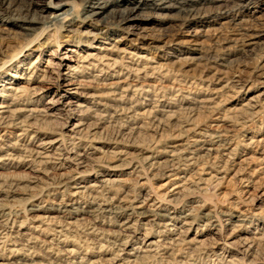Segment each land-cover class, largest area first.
I'll use <instances>...</instances> for the list:
<instances>
[{"label": "rangeland", "instance_id": "1", "mask_svg": "<svg viewBox=\"0 0 264 264\" xmlns=\"http://www.w3.org/2000/svg\"><path fill=\"white\" fill-rule=\"evenodd\" d=\"M8 1L0 264H264V0Z\"/></svg>", "mask_w": 264, "mask_h": 264}, {"label": "bare ground", "instance_id": "2", "mask_svg": "<svg viewBox=\"0 0 264 264\" xmlns=\"http://www.w3.org/2000/svg\"><path fill=\"white\" fill-rule=\"evenodd\" d=\"M13 1H15V0H13ZM126 1V0H125ZM130 1H134V0H127V3H129ZM148 1H150V0H148ZM16 2V1H15ZM44 2V1H43ZM104 2V1H103ZM182 2V1H181ZM186 2V1H185ZM184 2V3H185ZM200 2V1H199ZM28 3V2H27ZM38 3L39 2H31L30 4H28V6H26V5H24V7H21V8H18V9H15V7L13 6V3L11 2V1H8V0H0V10H2V12L3 13H5L6 15H15L18 19H20V20H25L26 22H28V23H30V24H28L27 25V27H25V30H27L28 32L29 31H31V30H33L34 29V26L36 25V24H38V23H43V22H45V21H47V19H49V18H47V17H45V13H47V8H45V7H41V8H38L37 7V5H38ZM45 3V2H44ZM108 3V2H107ZM106 2H104V3H100V4H98V7L97 8H95V10L94 11H92V13H91V16L92 17H97V16H100L103 12H104V10L108 7V4H107ZM161 3H163V2H161ZM25 4V3H24ZM147 4V3H146ZM173 4V3H172ZM198 4V3H197ZM180 5H182L183 7L185 6V5H183V4H181L180 3ZM196 5V4H195ZM22 6V5H21ZM142 6L144 7V5L143 4H137V5H135L134 7H131V8H128V9H126L124 12H122V14H121V16H120V20L119 19H117V21H119V23H127L128 21H132L131 19H134L135 18V11L137 10V9H140V8H142ZM145 6H147V5H145ZM155 6V5H154ZM166 6V5H165ZM164 6V7H165ZM171 6V5H170ZM17 7V6H16ZM20 7V6H19ZM40 7V6H39ZM173 7V6H172ZM176 7V6H175ZM203 7V6H202ZM177 8V7H176ZM180 8V7H179ZM47 9V10H46ZM200 9V8H199ZM184 10H186L185 8H184ZM183 10V11H184ZM192 11V10H191ZM196 11V10H195ZM151 12V11H150ZM149 12V13H150ZM187 12V11H186ZM197 12H199V11H197ZM115 13V12H114ZM120 13V12H119ZM184 13V12H183ZM195 14H196V12H195ZM200 14V13H199ZM202 14V13H201ZM110 15V14H109ZM187 15V14H186ZM182 16V15H181ZM180 16V17H181ZM184 17V16H183ZM194 17V16H193ZM114 18H116V17H114ZM113 18V19H114ZM181 19V18H180ZM183 19V18H182ZM111 20V19H110ZM187 20V19H186ZM115 22V21H114ZM104 23V22H103ZM105 23H110V21H106ZM35 24V25H34ZM116 25V24H115ZM119 25V24H118ZM133 29V28H132ZM129 30V29H128ZM71 31V30H70ZM132 33V32H131ZM168 35V34H167ZM169 36V35H168ZM259 36V35H258ZM257 37V36H256ZM161 38H162V36H161ZM169 38V37H168ZM157 39V38H156ZM159 39V38H158ZM162 40V39H161ZM169 40V39H168ZM152 41V40H151ZM170 41H171V39H170ZM169 41V42H170ZM150 43V42H149ZM111 44V43H110ZM243 44H244V42H243ZM109 47V46H108ZM116 48V47H115ZM118 49V48H117ZM116 50V49H115ZM119 50V49H118ZM123 50V49H122ZM112 51V50H111ZM120 51H121V49H120ZM64 53V52H63ZM75 53V52H74ZM79 54V53H78ZM77 54V55H78ZM95 55V54H94ZM124 55V54H123ZM131 55V54H130ZM81 56V55H80ZM91 56V55H90ZM136 56H139V55H136ZM86 57V56H85ZM124 57V56H123ZM139 57H143V56H139ZM76 58V59H75ZM99 58V57H98ZM102 58V57H101ZM64 61L66 60H68V59H70V61H71V63H68L66 66H67V68H68V70H70V71H75V69H76V67L79 65V63H80V61H82L83 60V58H81V57H76L75 55H73V52H67L66 54H65V56L62 58ZM103 59V58H102ZM148 59V58H147ZM149 59H151V58H149ZM152 60V59H151ZM101 61V60H100ZM135 61V60H134ZM34 64V63H33ZM50 64V63H49ZM136 64V63H135ZM162 65V64H161ZM47 66V65H46ZM97 66V65H96ZM94 67V66H93ZM29 68H31V67H29ZM88 68V67H87ZM78 70V69H77ZM159 70V69H158ZM142 72V71H141ZM78 75V74H77ZM32 77V76H31ZM44 77V76H43ZM45 78V77H44ZM75 78V77H74ZM238 78V77H237ZM43 79V78H42ZM46 79V78H45ZM27 80V79H26ZM243 80V79H242ZM244 80H246V79H244ZM65 81V84L63 85V88H64V92H69V91H71V89L73 88L74 89V86H76V85H78V84H81V83H78V84H76L75 82H72V81H70L69 79H65L64 80ZM81 81V80H80ZM44 82V81H43ZM219 82H221V81H219ZM218 82V83H219ZM238 82H239V79H238ZM246 82H247V80H246ZM30 83V82H29ZM236 83H237V81H236ZM243 83H244V81H243ZM240 85V84H239ZM111 87V86H110ZM227 87V86H226ZM15 88V87H14ZM26 88V87H25ZM38 88V87H37ZM83 88V87H82ZM112 88V87H111ZM23 89V88H22ZM31 89H33V87L31 88ZM39 89H40V87H39ZM72 89V90H73ZM124 90V89H123ZM122 90V91H123ZM126 90V89H125ZM217 90V89H216ZM220 90V89H219ZM224 90V89H223ZM226 90V89H225ZM18 91H20V89L18 90ZM41 91V90H40ZM232 91V90H231ZM16 92V91H15ZM14 92V93H15ZM115 92V91H114ZM35 93H37V92H35ZM113 93V92H112ZM9 95V94H8ZM15 95V94H14ZM11 96V95H10ZM64 96V95H63ZM227 96V95H226ZM119 97V96H118ZM121 97H123V95L121 96ZM124 98V97H123ZM116 99V98H115ZM123 100V99H122ZM252 101V100H251ZM71 102V101H70ZM51 103V102H50ZM74 103V102H73ZM13 104V103H12ZM78 104V103H77ZM249 105V104H248ZM7 106V105H6ZM11 106V105H10ZM55 107V106H54ZM10 108V107H9ZM76 108V107H75ZM5 109H6V107L3 105V104H1L0 105V114H2V113H4L5 112ZM48 109V108H47ZM77 109V108H76ZM212 109V108H211ZM147 111V110H146ZM148 111H150V110H148ZM10 112V111H9ZM123 112V111H122ZM145 112V111H144ZM143 112V113H144ZM151 112V111H150ZM15 113V112H14ZM149 114V113H148ZM9 115V114H8ZM1 117V116H0ZM225 117V116H224ZM4 118V117H3ZM224 119V118H223ZM222 119V120H223ZM3 123V122H2ZM220 128V127H219ZM190 130V129H189ZM75 131V130H74ZM79 131V130H78ZM188 133V132H187ZM226 135V134H225ZM212 138V137H211ZM217 139V138H216ZM195 141V143H196V140H194ZM199 142H200V140H198ZM252 141V140H251ZM218 142V141H217ZM253 142V141H252ZM258 142V141H257ZM46 144H47V142H46ZM61 144V143H60ZM252 144V143H251ZM260 144V143H259ZM258 144V145H259ZM44 145H45V143H44ZM250 145V144H249ZM49 146V145H48ZM177 146V145H176ZM248 146V145H247ZM42 147V146H41ZM221 147V146H220ZM259 147V146H258ZM263 147V146H262ZM43 148V147H42ZM26 149V148H25ZM48 149V148H47ZM210 149V148H209ZM233 150V149H232ZM208 151V150H207ZM48 152V151H47ZM179 154V153H178ZM184 154V153H183ZM46 155V154H45ZM39 156V155H38ZM51 156V155H50ZM186 164V163H185ZM188 169V168H187ZM169 176V175H168ZM168 182V181H167ZM171 183V182H170ZM185 183V182H184ZM173 184V183H172ZM177 185V184H176ZM178 186V185H177ZM176 187V186H175ZM174 188V187H173ZM172 191V190H171ZM175 197V196H174ZM127 203V202H126ZM155 204V203H154ZM125 206V205H124ZM128 206V205H127ZM132 206V205H131ZM126 208V207H125ZM156 208V207H155ZM154 208V209H155ZM123 209V208H122ZM129 209V208H128ZM159 209V208H158ZM162 209V208H161ZM127 212V211H126ZM137 212V211H136ZM131 214V213H130ZM134 215V214H133ZM160 217V216H159ZM125 222V221H124ZM127 222V221H126ZM125 224V223H124ZM133 224V223H132ZM186 225H187V223H186ZM130 226V225H129ZM132 226V225H131ZM136 226V225H135ZM165 227V226H164ZM128 228V227H127ZM154 243V242H153Z\"/></svg>", "mask_w": 264, "mask_h": 264}]
</instances>
